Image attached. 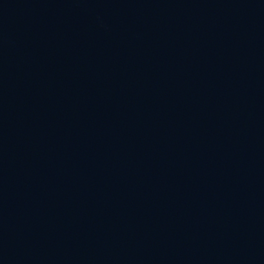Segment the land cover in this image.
Returning a JSON list of instances; mask_svg holds the SVG:
<instances>
[{"label":"water","instance_id":"water-1","mask_svg":"<svg viewBox=\"0 0 264 264\" xmlns=\"http://www.w3.org/2000/svg\"><path fill=\"white\" fill-rule=\"evenodd\" d=\"M0 264H264V0H0Z\"/></svg>","mask_w":264,"mask_h":264}]
</instances>
